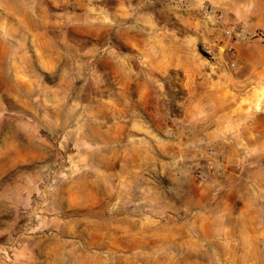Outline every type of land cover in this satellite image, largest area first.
Segmentation results:
<instances>
[{"label": "crops", "instance_id": "1", "mask_svg": "<svg viewBox=\"0 0 264 264\" xmlns=\"http://www.w3.org/2000/svg\"><path fill=\"white\" fill-rule=\"evenodd\" d=\"M7 1L22 48L34 45L38 71L57 76L15 81L8 102L28 99L17 86L33 88L38 110L24 100L26 114L43 124L64 113L55 127L77 131L89 165L98 161L106 173L79 182L82 200L110 181L129 197L137 182L142 203H159L104 233L111 245L102 264H264V41L219 51L238 69L207 65L198 46L222 29L202 15L201 2L183 9L181 0ZM200 1L264 31V0ZM14 55L13 69L31 71L28 51ZM201 162L210 179L193 207L189 175Z\"/></svg>", "mask_w": 264, "mask_h": 264}, {"label": "rangeland", "instance_id": "2", "mask_svg": "<svg viewBox=\"0 0 264 264\" xmlns=\"http://www.w3.org/2000/svg\"><path fill=\"white\" fill-rule=\"evenodd\" d=\"M13 14L17 11L9 7V2L0 0V264H102L106 259L104 252L111 245L106 242L108 246H104V233L120 225L121 217L124 216L123 223L125 219L128 223L135 222L136 214L141 210L156 207L159 203L151 200L142 203L139 196L143 194V185L137 182L129 185L133 192L129 197H126L125 188L120 191L119 185L110 181L81 199L79 182L106 173L102 172L103 167L96 169L93 166L98 161L92 160L89 165L84 141L74 138L77 131H68L70 128L65 126L59 130L55 127L56 122H66L64 113L57 119L45 120L52 125L49 128L44 126L45 122L42 124L24 112V100L29 101L26 105L28 111L35 113L38 110V104L30 102V96L35 93L33 88H15L17 93L24 91L27 94L28 99L22 98V103L16 100L14 105L7 100V94H15L11 91L15 81H52L57 77L55 73L46 76L38 71L31 52L34 45L29 42L22 48L25 41L12 30L9 18ZM193 34L204 36L202 29L193 31ZM205 36L211 39L199 44L201 59L207 65L226 63L234 69L240 65L235 60L227 63L221 53L234 51V43L251 45L263 42H241L221 37L214 40L216 35L208 33ZM226 41L229 43L223 49L221 46ZM23 51H28L33 58L31 71L30 67H11L14 53L19 55ZM22 55L19 59L24 58ZM72 143L76 146L73 147ZM203 163L193 164L189 175L193 207L200 205L198 190L202 189L200 183L205 182L199 180L197 174L203 171L210 176ZM179 185L183 187V183ZM125 214H128L127 218ZM112 251L118 254L115 247Z\"/></svg>", "mask_w": 264, "mask_h": 264}, {"label": "built area", "instance_id": "3", "mask_svg": "<svg viewBox=\"0 0 264 264\" xmlns=\"http://www.w3.org/2000/svg\"><path fill=\"white\" fill-rule=\"evenodd\" d=\"M76 3L77 0H74L73 4L75 5ZM194 3H200L202 15L209 19L214 18L218 23L220 29H222L221 30L222 34L221 35L218 34L214 36V40H217L219 37H221V39H233V40H239L241 42H246L249 40L264 41L263 31L256 30L252 32L238 21L225 18V13L223 12V10L213 5L212 3H209L207 1H200V0H181L178 6H180L183 9H191ZM215 43L218 42L215 41ZM197 178L201 181H205L206 175L202 171L197 174Z\"/></svg>", "mask_w": 264, "mask_h": 264}, {"label": "bare ground", "instance_id": "4", "mask_svg": "<svg viewBox=\"0 0 264 264\" xmlns=\"http://www.w3.org/2000/svg\"><path fill=\"white\" fill-rule=\"evenodd\" d=\"M83 88V87H82ZM21 109V108H20ZM81 191V190H80ZM86 192V191H85ZM92 192V191H91ZM84 193V192H83Z\"/></svg>", "mask_w": 264, "mask_h": 264}]
</instances>
